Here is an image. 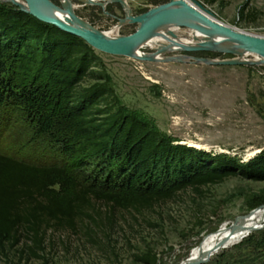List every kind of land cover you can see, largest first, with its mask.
<instances>
[{
	"label": "rangeland",
	"instance_id": "1",
	"mask_svg": "<svg viewBox=\"0 0 264 264\" xmlns=\"http://www.w3.org/2000/svg\"><path fill=\"white\" fill-rule=\"evenodd\" d=\"M51 1L60 5L59 0ZM68 1L77 17L102 34L115 26L118 27L112 37L127 36L136 30L132 23L118 25L127 15L119 2ZM123 1L132 15L169 2ZM195 1L215 20L264 37V0ZM0 3L19 10L10 0ZM140 51L151 58L155 55L148 48ZM174 51L146 61L95 50L92 71L96 76L86 78L82 85L106 82L124 112L148 121L173 144L225 155L241 163L262 155L264 64L252 61L251 53L234 54L212 48ZM173 55H182L187 61H169ZM194 58L211 62H195ZM234 58H241V62H213ZM29 132L27 127L0 115V151L24 159H51L43 143H26ZM254 151L257 153L248 155ZM261 196L264 197V180L230 176L197 190L188 187L148 209L94 202L74 231H48L44 250L38 251L40 257L22 251L21 246L7 247L0 250V264H149L139 259L147 253L156 255V264H183L195 247L220 231L223 223L263 206H247L248 201ZM263 221L262 218L256 225ZM262 230L264 222L261 228L219 250L202 264H264V234H259Z\"/></svg>",
	"mask_w": 264,
	"mask_h": 264
},
{
	"label": "trees",
	"instance_id": "2",
	"mask_svg": "<svg viewBox=\"0 0 264 264\" xmlns=\"http://www.w3.org/2000/svg\"><path fill=\"white\" fill-rule=\"evenodd\" d=\"M95 59L79 37L0 3V115L51 154L0 151V250L21 246L40 257L48 231H74L94 202L148 209L230 176L264 180V153L241 163L173 144L124 112L106 82L83 86L96 76ZM262 204L263 196L247 202ZM139 259L157 262L155 254Z\"/></svg>",
	"mask_w": 264,
	"mask_h": 264
},
{
	"label": "water",
	"instance_id": "3",
	"mask_svg": "<svg viewBox=\"0 0 264 264\" xmlns=\"http://www.w3.org/2000/svg\"><path fill=\"white\" fill-rule=\"evenodd\" d=\"M26 8H19V10L24 11L31 16L37 18L41 22L49 25L56 26L60 30L75 35L85 41L91 48L99 52L115 55V56H128L131 50L137 46L139 43L147 39L153 31L167 24H174L182 27H189L195 29L204 34H210L211 30L194 22L191 17L195 16L202 22L206 23L208 26L214 28L217 33H222L226 35L227 41H233L238 43L240 50L246 53H251L260 56L264 62V37L254 36L242 31L231 28L225 24H216L212 22L208 17L197 12L191 4L185 0H169V2L164 3L158 7L152 8L147 12L139 15H132L127 22L121 20L118 25L123 23L135 24L136 30L127 36L118 37H106L100 31L91 28L86 29L85 22H83L79 17H77L71 10L69 6L63 4L61 0L60 5L55 4L51 0H23ZM119 3H123V0H114ZM108 3V1H106ZM173 7H180L188 12V14H181L173 12L171 9ZM54 11L63 12L67 14L69 24L54 15ZM127 18V15H126ZM125 18V19H126ZM207 48H211L201 43L198 46H184L182 50L188 52L201 51ZM224 52L232 53L230 50ZM264 222V221H263ZM263 222L258 226L251 228L247 233L240 235L234 240L232 245L237 244L243 238L248 236L251 232L261 228ZM226 246L223 247L225 249ZM219 251V246L216 245L205 257L197 260L194 264H202L209 260V258ZM182 264V263H180Z\"/></svg>",
	"mask_w": 264,
	"mask_h": 264
},
{
	"label": "bare ground",
	"instance_id": "4",
	"mask_svg": "<svg viewBox=\"0 0 264 264\" xmlns=\"http://www.w3.org/2000/svg\"><path fill=\"white\" fill-rule=\"evenodd\" d=\"M10 1L14 5L18 6V8H23V9L26 8V5L23 0H10ZM62 1L65 5L69 3L68 0H62ZM185 1L191 4L197 12L208 17L212 22L216 24H223L215 20L213 16L211 15V13L207 9H204L195 0H185ZM122 5L127 13V18L124 19V21L127 22L128 18L130 17L129 8L127 4L124 2L122 3ZM68 6L70 7L69 4ZM171 10L176 13H181L185 15L188 14L186 10L180 7H173ZM54 15L58 17L59 19L69 24H72L69 21L66 13L54 11ZM191 19L194 22L210 29L211 30L210 34L201 33L195 29L181 28L174 24L162 25L156 28L147 39H145L143 42L135 46L131 50L128 56L131 58H135L137 60L152 61V60L159 59V55L162 53L173 51V50L179 51V50H182L184 46H198L201 43L219 52L230 50L234 54H240V53L245 54L246 53L245 51L240 50L238 43L233 42V41H227L225 34L215 32L214 28L208 26L206 23L202 22L195 16H192ZM117 27L118 26L113 27L109 32H106L103 35L106 37L112 38L111 33L113 30L117 29ZM85 28L88 30V29H91L92 27L86 24ZM140 48H148L152 51H155V55H153V58L148 57L146 56V54L140 51ZM253 56H254V59H252V61H254L255 63L264 64L263 59L260 56L255 55V54H253ZM183 57L184 56L182 55H173L171 58H168V60L169 61H187V59ZM240 60L241 58H234L231 60H228V59L213 60V62H220V63L241 62ZM194 61L202 62V63L211 62V60L209 59H196V58H194ZM192 145L195 147H201L199 143H192ZM254 153H257V151L248 153V155H253ZM262 218L264 220V205L250 211L244 216H240V217H237L231 220V222L229 223L227 222L223 223L220 231L217 234L214 233L208 236V238H206L201 244L195 247L191 251L189 258L183 264H194L197 260L205 257L216 245L219 246V250L223 249L224 246L227 247L229 245H232L234 243V240L237 237L247 233L251 228L261 224L259 223L258 225H256Z\"/></svg>",
	"mask_w": 264,
	"mask_h": 264
}]
</instances>
